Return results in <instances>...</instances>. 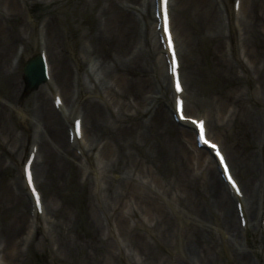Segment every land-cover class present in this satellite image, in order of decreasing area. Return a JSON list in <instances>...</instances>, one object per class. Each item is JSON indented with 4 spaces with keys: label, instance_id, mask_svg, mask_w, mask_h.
Segmentation results:
<instances>
[{
    "label": "bare ground",
    "instance_id": "obj_1",
    "mask_svg": "<svg viewBox=\"0 0 264 264\" xmlns=\"http://www.w3.org/2000/svg\"><path fill=\"white\" fill-rule=\"evenodd\" d=\"M135 1L137 5H134ZM173 1L183 52L181 57L169 0L171 32L180 60L183 87L180 95L174 92L166 50L160 42L161 30H157L158 20L155 16L156 0H50L54 8L47 5L42 9L45 13L53 12L54 17L43 20L46 40L43 37L34 46L40 48L46 57L50 80L47 87L51 92H58L55 102L61 95L62 104L52 103L48 90L42 87L32 97V106L26 110L21 105L22 82L15 60L19 48L21 58L31 48L32 43L27 38L31 37L32 28L25 24V16L19 7L20 0H0V7L6 4L5 10L0 12V84L6 88L4 100L8 103L0 104V139H3L0 140V149L4 151L0 155V170L11 171L5 157L18 162L26 156L25 144L27 147L34 144L33 180L36 187H54L46 190L48 201L56 202L63 191L59 186L75 184L80 176L85 180L82 182L84 187L91 183L95 186L93 190H105L102 206L106 218H114L125 241L148 264H170L162 250L171 253V246L177 239L184 242L182 262L177 264H219L217 252L220 245L215 240V229L233 242V245L224 242L222 246L224 249L231 246L230 259L234 264H254L240 241L244 229L241 228L236 205L242 203L244 217L250 218L254 231L264 224L258 222L263 198L257 193L258 184L261 189L264 188L262 170V175H259L264 147L262 120L256 122L254 114L248 109L242 87L236 86L237 92L232 97L230 91L224 92L223 89H214L207 94L209 88L205 90L201 86V79L208 77L209 70H214L211 67L201 70L207 62L209 65L218 64L219 69L213 72L218 82L241 80L242 72L234 68L224 49L229 41L231 50H236L229 37L222 33L220 11L226 2ZM240 1L241 11L244 9L242 19L245 21L242 26L246 28V37L240 48L250 62L256 54L250 44L252 38L247 36L251 33L255 37L258 26L264 28V0ZM61 10L67 11L78 21V28L71 27V40L65 33ZM32 25H36L34 21ZM83 25L87 29L81 33L80 39L77 31ZM202 38H206L208 44L213 42L212 50L219 53L220 60L212 57L206 61L207 54L205 57L200 54ZM140 43L142 49L139 48ZM222 46L223 50L220 49ZM152 55L157 57V61L151 59ZM183 57L186 74L183 72ZM192 62L197 66L199 64L200 69L197 70ZM238 62L240 68L245 67L239 57ZM143 64L148 66V70ZM260 70V91L264 99V65ZM154 71H159V81L150 78V73L154 74ZM140 72L142 74H138ZM151 82L152 91L149 90L148 95L143 91L148 89ZM168 94L174 103L172 106ZM178 96L186 98V117L206 120L207 133L220 145L242 197L231 193L232 189L223 179L211 151L198 146L194 126L189 121H176L175 101ZM161 98L163 102H159ZM15 109L23 115L25 122L27 118L33 120L34 136L31 139L22 142L23 137L19 139L12 126ZM131 109L134 113H130L133 112ZM72 119L73 123L77 119L82 120L81 137L74 134L73 123L72 128L69 127ZM213 130H218L220 134L223 132L230 144L225 146L228 142L222 136L212 134ZM85 138L87 140L83 143ZM75 150L80 151L85 159L82 160ZM95 160L100 165L98 171ZM167 163H171L176 171L174 182L183 193L178 201L197 228L177 231L174 216L179 213L173 202L167 204L171 210L169 212L142 192L157 178L161 180L160 175ZM24 164L19 169L18 163V179L7 192L0 190L5 192L4 197H0V247L6 264L25 263L22 238L28 228L34 202L26 191L29 189L24 177ZM195 167L197 172L193 171ZM146 173L153 178L143 183L140 179ZM238 174H248L246 182L237 177ZM127 198L132 199L137 209H144L143 214L154 222L147 225L141 218L138 221L148 231L146 236L138 230V224L130 227V220L123 209ZM56 204H51L55 208L51 207L50 213L56 218L55 225H60L67 233L60 231L58 239L51 238L59 253L55 260L71 254L73 248L81 245L78 238L73 239L69 234L73 223L72 211ZM87 220L93 223L95 238L102 239L104 228L100 217L91 211ZM148 235L152 236V242L148 241ZM87 249L86 263L96 255L95 245H88Z\"/></svg>",
    "mask_w": 264,
    "mask_h": 264
},
{
    "label": "rangeland",
    "instance_id": "obj_2",
    "mask_svg": "<svg viewBox=\"0 0 264 264\" xmlns=\"http://www.w3.org/2000/svg\"><path fill=\"white\" fill-rule=\"evenodd\" d=\"M20 1H21V5H19V7L22 11V14L25 16L24 18L26 21L25 24L29 27V29L30 27L32 28L30 29V31L32 32V35L30 38H27L29 40L28 42L32 43L30 44L31 48L27 50V53L23 54L22 58H21V54H19V51L21 53L22 51L19 48L16 60H15V62H17V64L19 65L20 81L22 82V88H21V94H20V96L22 95L21 105L26 110H28L29 107L32 106V102H33L32 97L38 90L27 92L25 88L24 78H23V66H24L26 59L29 56H32L37 52V49L34 46L36 41L38 39H42L43 37L45 39L46 32L44 31V27L42 24L43 20L46 18L53 19L54 17L53 12L51 13L43 12L42 7H44L45 9L47 5H50L51 8H54V3L52 4L50 0H20ZM216 1L220 4L222 0H216ZM224 1L226 2V5L225 7L221 6V11H220L221 22H222V26L224 29L222 30V33L225 34L224 36L229 37L230 42H232L235 45L236 50H231V45L229 44V41L226 44L224 49H225V53L228 54V60H230L234 68L242 72L241 80L236 81V82L232 81L229 83H225V81L223 80L221 82H218V80L215 78L213 74L215 69L216 70L219 69L218 64L211 63L209 65L207 62L206 65L204 64L202 66L201 70H205V69L209 70L210 67L213 68L214 70L213 71L209 70V72L207 73L208 77L201 79V83H202L201 86L205 90L207 89V87L209 88V92H206L207 94L210 93V91L214 89H217L218 91L223 89L224 92L230 91L232 97L237 92L235 91L236 86L242 87L241 92L244 95H246L245 98L247 101L248 109L254 114V117L256 118V122H258L259 119L262 120L261 121L262 123L261 125L263 127L262 131H264V99L260 91V89H262V86L259 80V75L262 73V71L260 70V67L264 65V28L258 26L255 28L256 29L255 37H252L251 33L249 36H247L248 38H252L250 44L252 45V48L255 49L253 53L256 54V56H254L253 59L250 62H248L247 61L248 58L247 57L245 58L243 54V50L242 48H240L243 40L246 37V33H245L246 28L242 26L245 23L244 19H242V14H243L242 12L244 11V9H242L241 11V4H240V7L238 9H235L234 11L233 2L235 0H223V2ZM47 2H50V3H47ZM171 3H172L171 5L172 13H173L172 14L173 15V26L174 28H176L175 30H176L177 40H178L177 43L179 45V51L182 57L183 52L180 46V42H181L180 36H179L180 33H178L179 31H178L177 22H176L177 21V16H176L177 11H176L175 3L173 0ZM132 4L131 6H133ZM5 5H6L5 3L1 5L0 12L5 10L6 8ZM134 5H137L136 1L134 2ZM61 11H60L61 18L64 20L63 22L64 30H65V33L67 34V37L70 39L71 27L78 28L79 26L78 21L74 20L73 15H68L67 11H63V10ZM32 21H34L36 25H32ZM147 22H150V20H147ZM86 29H87V26L85 25L82 26V29L81 28L78 29L77 32L78 34H80L79 36L80 39H82L81 33H84ZM34 32L36 33V35ZM200 44L202 47V51L200 54L202 56L204 55L203 57H205V55L207 54L206 61H208V58H212V57H214V59L215 58L219 59L218 57L219 53L217 52L216 54L215 51L212 50V48L214 47L213 42L212 43L209 42L208 44V42L206 41V38H202L200 41ZM142 46H143L142 43H140L139 48L142 49L143 48ZM228 46H230L229 47L230 50H228ZM220 49L223 50V46ZM262 53L263 55L260 56V54ZM27 54H28V57H27ZM238 57L243 60V62L245 63V67L243 66L242 68H240ZM156 58H157L156 56H153V55L151 56L152 60L157 61ZM184 61L185 60L183 57V72L184 74H186L185 72L186 66H185ZM192 64L197 68V70L200 69L199 64L198 66L196 65L195 62H192ZM84 65L85 64H83V67ZM144 67H146L148 70V66L144 65ZM153 73L154 74L150 73V78L152 79L154 78L155 81L157 80L159 81L160 80L159 71H154ZM138 74H142V73L140 72ZM203 75L204 73H202V76ZM152 84L153 82H151V85L148 87V89H145L143 92H147V94L149 95L148 91L149 90L152 91ZM157 85L158 84H156L155 86ZM4 88L5 87L0 84V104L5 103L7 105L8 104L7 101L4 100L5 99L4 90H6V88L5 89ZM144 96H145V93H144ZM167 96L170 99V95L168 94ZM148 97H147V100L149 99ZM162 100L163 99L161 98V101L159 102H163ZM169 104L171 105V101L169 102ZM157 105H159L160 108H163V105L161 103H158ZM132 111L133 112L130 111V113H134V110ZM200 111L204 112L203 109H200ZM22 116L23 115L20 114L15 109L11 122H12V126L16 129L17 134L20 136L19 139L23 137V140H22L23 142L24 139L25 140H27V138L31 139L34 136L33 135L34 126H33V120H31L30 118H27L26 119L27 121L25 122V119ZM212 126L214 127L213 123H212ZM212 134H217L219 136H222L223 139H225V142H228L226 140V136H223V132L220 134L218 133V130H213ZM0 140L2 141L3 139L1 138ZM86 140L87 139H85V141ZM226 144L227 145L225 146H228L230 143L228 142ZM261 145H262V142H261ZM24 149L28 150L29 147H27L25 144ZM15 151H17V147L15 148ZM1 153H4L2 149H0V155H2ZM262 157L263 158L261 162V167L259 168L260 176L262 175L261 170L264 173V147L262 149ZM5 160L8 163V165L11 166L10 167L11 171L10 170L9 171L0 170V190H5V192H7L6 190L9 189L10 185H12V183L18 179L16 176L18 163H19V169H21L22 160L17 162L15 160H10L9 157H5ZM94 164H95V168H98V166H100L96 160L94 161ZM193 171L197 172L198 170H196V167H195L193 168ZM175 172L176 171L172 169L171 163H167L164 166L163 173L160 175L161 180L157 178L155 183L151 184V186L147 185L144 188V190H142V192H144L146 195L153 198L156 202H158L161 208H163L164 210L166 209L167 211L169 210V207L167 206V204H169V202H173L175 210L179 213V215L174 216V219L177 223V224L175 223L176 229L179 232H183L186 229L188 230V229L195 228L197 224L192 222V219L190 218V216L186 214V211L182 208V206L180 205L178 201L180 198L183 197V193L181 190H178L177 186L175 185V182H174ZM237 176L241 178L243 182L244 181L246 182L248 174L244 176H242V174H238ZM84 177L86 179V176ZM84 177L82 178L84 179ZM152 178L153 177H149L146 173L145 177H142V179L140 180L143 181V183H147L150 180H152ZM259 179H262V177H259ZM263 179H264V174H263ZM83 181L85 180H82L80 176V180H78L77 183L75 184H72V183L68 184L69 186H65L64 184H61L59 186L61 187V190H63L61 191V196L57 198L56 202L54 203L49 202L48 204L50 211H52L51 207H53L51 206V204H55V203H57L55 206L64 205L66 206V208H69L70 211H72L71 213L73 215V223L71 225L69 234L73 236V239L78 238V242L81 245L76 246L77 248H73L71 254L69 253V255L64 256V257L57 256L58 260H54L52 258L51 249L49 247L46 249H43V236L42 234H39L35 237L36 239L33 242V244H31V250L29 252L30 257L29 258L27 257L24 264L26 263L27 264H148V262L144 260L142 261L140 256H138L133 251L132 245L129 242L125 241L121 233L119 225L116 224L115 221H112V223H110L106 219V215H105L106 213L104 211V207L102 206L104 202V198H105L104 190H99L98 192L97 190H93L95 186L91 185V183L90 185L84 187L82 183ZM260 187L258 184V190L264 189V188L261 189ZM50 188H54V187L50 185L40 186L41 190H50ZM0 192H1L0 197H4L3 193L5 192H2V191ZM126 201L127 202L124 204V207L126 205L127 207L126 208L123 207V209L127 213L128 218H130L131 226L135 227L136 224H138L137 225L138 230H141L143 234L146 236L148 234V231L144 228V226H142L141 222H138L140 220V217L143 220V222H145V224L147 225H153L154 222L152 221L151 218L143 214L144 209H141V211L140 210L138 211L140 212L139 214L140 217L138 216L134 217L133 212L131 210V206L134 205V203L132 199L130 198H127ZM91 211H93V213L100 216V219H101V222L104 228V230L102 231L103 236L101 234L102 239L95 238L94 236L95 232L93 229L94 227L92 226L93 223H89L87 220V215H90ZM169 212H171V210H169ZM0 216H1V210H0ZM55 223H56V219L54 218V216L51 217V214H50L49 223H48L49 226L48 224H44L45 225L44 227L47 230V231L45 230V232L47 235H49L50 241L52 237H56L58 239V235H59L58 233L60 231L61 233H67V231L64 228H62L60 225H55ZM252 229L253 228L251 226V236L253 239L252 240L253 245H256L261 240V235L259 231L253 234ZM214 236H215L217 245H220L219 250L217 252L219 264H234V262L230 259V255L232 253V249L230 248L231 246H229V248L227 247V250H224L223 247L220 249V247L222 246L224 242H230L231 243L230 245H233V242L231 241L230 237L227 236L228 238H225L222 235H219L216 230H214ZM147 237L152 242V236L148 235ZM50 243L53 244L52 241ZM183 244H184L183 240L177 239L174 241L173 245L171 246V249H172L171 254L170 252L165 251V249L162 250V254L164 255L166 259H168L170 264H177V263L182 262V252L181 251H182ZM88 245H95L96 255L91 256L90 261L86 263L85 258L87 256ZM0 255H3V261L1 260V257H0V264H3V263L6 264L2 250H0Z\"/></svg>",
    "mask_w": 264,
    "mask_h": 264
},
{
    "label": "water",
    "instance_id": "obj_3",
    "mask_svg": "<svg viewBox=\"0 0 264 264\" xmlns=\"http://www.w3.org/2000/svg\"><path fill=\"white\" fill-rule=\"evenodd\" d=\"M26 78L31 87H36L44 81L43 66L38 58L31 61L26 68Z\"/></svg>",
    "mask_w": 264,
    "mask_h": 264
},
{
    "label": "snow or ice",
    "instance_id": "obj_4",
    "mask_svg": "<svg viewBox=\"0 0 264 264\" xmlns=\"http://www.w3.org/2000/svg\"><path fill=\"white\" fill-rule=\"evenodd\" d=\"M163 5H164L165 13H167L168 0H163ZM177 87H180L179 86V81H177ZM181 91H182V89H181ZM180 104H181V111L183 112V101L182 100H181ZM201 128L203 129V123L202 122H201ZM225 166L227 167V165H225ZM28 177H29V181L31 182L32 181V173H31L30 170H29V173H28ZM229 178L232 179L231 176ZM232 183L235 184L236 181L235 180H232ZM33 191H35V185H33ZM237 191H239V188L238 187H237ZM36 197H37V201H39L40 200V194H39V192L36 193Z\"/></svg>",
    "mask_w": 264,
    "mask_h": 264
}]
</instances>
